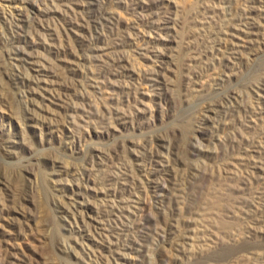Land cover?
<instances>
[{
  "label": "rangeland",
  "instance_id": "rangeland-1",
  "mask_svg": "<svg viewBox=\"0 0 264 264\" xmlns=\"http://www.w3.org/2000/svg\"><path fill=\"white\" fill-rule=\"evenodd\" d=\"M0 264H264V0H0Z\"/></svg>",
  "mask_w": 264,
  "mask_h": 264
}]
</instances>
